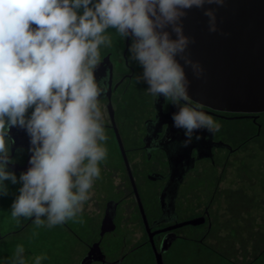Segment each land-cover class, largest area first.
Segmentation results:
<instances>
[{
  "label": "clouds",
  "instance_id": "1",
  "mask_svg": "<svg viewBox=\"0 0 264 264\" xmlns=\"http://www.w3.org/2000/svg\"><path fill=\"white\" fill-rule=\"evenodd\" d=\"M225 3L0 0V195H8L4 181L22 184L11 205L12 218L52 228L76 219L90 199L101 176L100 164L108 158L109 137L100 104L107 85L96 79L94 69L101 62V48L113 45L110 29L120 39L131 38L128 58L143 69L136 82L177 108L172 121L184 131L181 147L200 140L202 130H220L213 116L190 102L185 65L197 78L204 70L186 55L195 41L184 34L183 19L188 10L203 9L209 31L217 32L216 11L205 5L220 8ZM12 126L26 128L31 137V166L19 181L7 170L13 162L9 146L14 141L8 137ZM45 259L46 255L35 256L34 264ZM10 264H27L23 245L16 246Z\"/></svg>",
  "mask_w": 264,
  "mask_h": 264
},
{
  "label": "flooded vegetation",
  "instance_id": "2",
  "mask_svg": "<svg viewBox=\"0 0 264 264\" xmlns=\"http://www.w3.org/2000/svg\"><path fill=\"white\" fill-rule=\"evenodd\" d=\"M109 32L113 45L101 48L102 59L94 69L96 79H103L107 85L100 104L109 137L108 158L100 164L101 176L94 182L81 213L87 220V231L97 236L81 241L85 250L79 264L89 250H96L91 257L97 256L91 264H157L156 254H160L162 264H264V234L257 257L243 263L222 256L207 240L220 224L216 210L221 201L217 197L226 164L234 162L230 160L232 155L245 143L263 134L264 111H221L190 100L193 105H201V110L221 127L215 134L202 130L198 133L200 140L193 139L187 147H181L179 138L185 139L184 131L175 128L172 121L177 108L162 96L148 94L145 83L136 82L143 69L128 58L131 38L123 40L115 30ZM33 110L28 109L26 116ZM8 137L14 142L9 146L13 162L7 170L19 181L20 174L31 166V137L19 126H12ZM180 164V181L176 187L166 188L177 178L174 168ZM200 187H204L202 192L195 193ZM189 220L198 222L179 225ZM31 221L22 218L16 231L25 230ZM55 227L77 236L75 220ZM110 233L131 243L115 259L107 257L102 245Z\"/></svg>",
  "mask_w": 264,
  "mask_h": 264
},
{
  "label": "rangeland",
  "instance_id": "3",
  "mask_svg": "<svg viewBox=\"0 0 264 264\" xmlns=\"http://www.w3.org/2000/svg\"><path fill=\"white\" fill-rule=\"evenodd\" d=\"M231 158L234 162L226 164L217 197L221 201L216 210L217 217H221L220 224L207 240H211L209 244L222 256L234 263H243L257 257L263 245L264 132L256 140L245 143ZM6 185L8 195H0V264H10L17 245L24 246L27 264H34V257L40 255L47 256L41 264H79L85 250L81 241L87 242L97 236L87 231L86 218L80 214L74 219L77 236L62 233L56 227H36L32 221L25 230L18 232V220L11 216V205L22 184ZM202 189L204 187L197 188L195 193ZM130 244L110 233L106 234L102 245L107 257L115 259Z\"/></svg>",
  "mask_w": 264,
  "mask_h": 264
},
{
  "label": "water",
  "instance_id": "4",
  "mask_svg": "<svg viewBox=\"0 0 264 264\" xmlns=\"http://www.w3.org/2000/svg\"><path fill=\"white\" fill-rule=\"evenodd\" d=\"M205 8L215 9L217 32L209 31L203 9L192 8L183 19L184 34L195 41L189 45L186 55L199 62L204 70L197 78L191 67L185 65L190 100L221 111L263 112L264 0H226L223 7L205 5ZM177 59L184 64L182 59ZM181 166L174 168L177 178L166 188L177 186ZM197 222L189 220L179 225ZM103 232L101 229L100 234ZM95 251L89 250L81 264L97 260V256H90ZM156 258L157 264H162L160 254Z\"/></svg>",
  "mask_w": 264,
  "mask_h": 264
}]
</instances>
